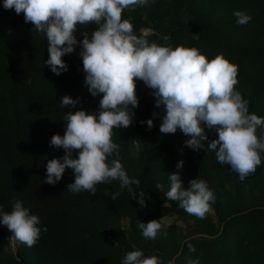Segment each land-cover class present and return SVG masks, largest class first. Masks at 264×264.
I'll list each match as a JSON object with an SVG mask.
<instances>
[{"label":"trees","instance_id":"trees-1","mask_svg":"<svg viewBox=\"0 0 264 264\" xmlns=\"http://www.w3.org/2000/svg\"><path fill=\"white\" fill-rule=\"evenodd\" d=\"M236 10L250 14L252 21L238 25ZM123 18L138 35L143 27H151L149 42L195 47L209 60L223 55L238 66L235 87L249 101V113L264 117V0H155L125 10ZM95 27H78L77 38L82 40L85 31L90 36ZM47 47L46 38L25 22L24 14L5 9L0 0V206L11 211L20 200L40 217V227L48 229L35 246L18 242L13 252L8 249L11 233L0 223V264H123L133 250L157 256L163 264H264V152L255 173L242 181L209 149L214 131L206 129L208 137L199 150L185 145L187 137L179 129L161 134L163 106H156L153 90L143 81L137 80L139 106L132 110L133 123L114 129L113 135L121 146L115 158L130 178L140 179V185H133L137 195L121 189L118 180L99 184L95 196L88 191L74 194L67 190L75 180L71 168L56 184L45 183L48 160L65 155L62 147L50 145L53 135L66 132L64 114L97 112L102 98L92 96L85 84L81 45L62 57L68 69L60 75L45 64ZM65 95L79 97L80 103L63 109L60 100ZM150 118L151 129L146 123ZM257 135L264 139V127ZM135 139L141 145L138 157L132 155ZM180 160L184 165L178 169ZM174 172L181 174L185 188L195 178L207 181L216 198L213 213L199 219L178 201H168L165 207L166 198L155 185L162 183L166 192ZM141 189L146 207L138 203ZM114 192L121 193L116 200L111 198ZM172 214L185 225L172 220L154 240L137 227L140 221Z\"/></svg>","mask_w":264,"mask_h":264},{"label":"clouds","instance_id":"clouds-1","mask_svg":"<svg viewBox=\"0 0 264 264\" xmlns=\"http://www.w3.org/2000/svg\"><path fill=\"white\" fill-rule=\"evenodd\" d=\"M150 2L155 0H3L5 9L23 13L25 22H30L46 38L49 56L45 64L54 74L67 71L68 65L62 57L81 45L85 84L92 96L102 97L97 112L81 109L64 114L66 132L53 135L50 145L62 147L65 155L48 160L45 183L56 184L65 170L71 168L75 180L67 190L74 194L88 191L95 196L99 184L118 180L121 189L126 188L132 197L137 195L133 185H140V179L130 178L120 159L115 158L121 146L113 141L114 129H127L133 123L132 110L139 106L137 80L153 90L156 106H163L161 134H175L179 129L187 137L185 145L199 150L208 137L206 129L214 131L216 138L209 149L215 151L218 162L230 166L242 181L261 165L264 139L257 135V129L264 127V117L250 114L249 101L236 90L238 66L223 55L209 60L195 47L173 48L149 42V30L142 29L138 35L123 13ZM233 15L241 26L253 19L243 10H236ZM89 25L97 27L90 36L85 31L79 40L77 28ZM162 39L168 41L170 37ZM78 103L80 98L70 95L60 100L63 109L69 105L75 108ZM146 123L149 129L154 127L153 119ZM131 142L132 155L138 157L140 140ZM74 152H78L76 157ZM183 165L184 161L180 160L177 168ZM168 178L170 188L166 192L162 183L155 185L166 198L165 207L169 206L168 201H178L185 212L205 219L216 199L207 181L195 178L185 188L179 172ZM108 194L105 190V195ZM120 195L114 192L111 198L116 200ZM138 203L146 207L143 189ZM0 223L7 226L10 240L14 238L28 247L35 246L42 231H48L47 226L40 227V217L32 214L20 200L13 202L11 211H4L0 206ZM167 226L164 218L147 223L140 221L137 225L143 236L152 240ZM187 247L190 252L196 250L191 243ZM123 264L163 262L157 256L146 257L142 250H133L125 255Z\"/></svg>","mask_w":264,"mask_h":264},{"label":"rangeland","instance_id":"rangeland-1","mask_svg":"<svg viewBox=\"0 0 264 264\" xmlns=\"http://www.w3.org/2000/svg\"><path fill=\"white\" fill-rule=\"evenodd\" d=\"M142 29L144 30H149V31H152L153 29L151 27H143ZM151 29V30H150ZM212 213H213V210H212ZM162 218H164V220L169 223L171 222L172 220H177L179 223H181L182 225H185V222L182 221L180 218L177 217L176 214H172V215H165L163 216ZM124 222H126V219L123 220ZM189 222H191V220H189ZM9 246H8V249L12 250L13 252H15L16 250V246H17V243L18 241H16L14 238L10 240L9 242Z\"/></svg>","mask_w":264,"mask_h":264},{"label":"water","instance_id":"water-1","mask_svg":"<svg viewBox=\"0 0 264 264\" xmlns=\"http://www.w3.org/2000/svg\"><path fill=\"white\" fill-rule=\"evenodd\" d=\"M151 30V29H150Z\"/></svg>","mask_w":264,"mask_h":264}]
</instances>
